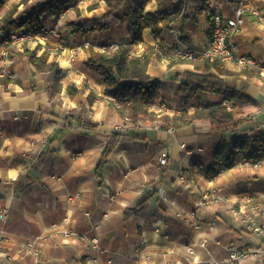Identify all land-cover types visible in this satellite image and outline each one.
I'll use <instances>...</instances> for the list:
<instances>
[{
    "label": "crops",
    "instance_id": "crops-1",
    "mask_svg": "<svg viewBox=\"0 0 264 264\" xmlns=\"http://www.w3.org/2000/svg\"><path fill=\"white\" fill-rule=\"evenodd\" d=\"M21 1L3 0L0 20L12 5L22 12L39 0ZM81 2L72 0L59 18L41 17L39 26L55 27L57 36L38 35L10 49L0 36V78L7 79L0 82V264H35L33 249L26 245L30 239L39 248L38 264H230L229 246L264 245V234L251 233L233 211L248 212L259 204L258 220L264 223V159L238 161L212 177L192 175L190 162L203 153L210 123L197 119L163 127L161 120L179 113L185 72L212 74L250 99L236 103L220 93L197 90L187 99L189 111L220 102L234 106L241 111L238 133H254L264 125V75L235 62L222 63L227 72L220 73L212 67L195 69L200 61L160 55L157 45L205 48L211 33L204 13L184 32V23L176 20L159 36L144 28L142 41L130 43L127 21L108 30H67L66 21L99 18L112 9L103 0H91V7L84 2L83 8ZM140 4L143 12L155 10L154 0H123L112 11L125 18ZM248 5L262 19L247 12L231 40L238 54L264 65V0H249ZM212 6L225 17L234 15V1H213ZM111 43L126 45L134 56L150 49L157 53L147 65L150 77L161 83L159 98L147 107L153 120L132 123L122 116L105 95L101 77L86 67L89 48ZM23 49L45 53L56 66L37 71ZM81 109L91 112L81 116ZM80 119L94 125L93 130H82ZM112 133L123 137L99 177L95 168ZM162 151L167 153L165 164L158 162ZM203 192L210 193L209 199H202ZM93 236L98 237L97 247L90 244ZM237 264L264 260L250 256Z\"/></svg>",
    "mask_w": 264,
    "mask_h": 264
},
{
    "label": "trees",
    "instance_id": "trees-1",
    "mask_svg": "<svg viewBox=\"0 0 264 264\" xmlns=\"http://www.w3.org/2000/svg\"><path fill=\"white\" fill-rule=\"evenodd\" d=\"M71 1L39 0L34 6L22 12L18 11V4H14L2 15L0 29L4 33L16 30L38 32L40 19L44 14L59 18ZM103 1L112 9L123 2V0ZM149 1L151 0H143L144 3ZM213 1L235 2L237 0H154L153 12H143V6L140 4L129 10L125 18L115 14L111 9L99 18L81 16L77 21H66L65 26L70 32L87 33L108 30L114 24L127 21L130 27V43H135L142 41L144 28H149L152 35L159 36L164 27H168L172 21L179 20L184 23L181 28V32H184L185 28L196 22L198 15L202 13L206 14L209 29H211L214 16ZM3 4V0H0V7ZM76 13L78 14V11ZM22 54L27 56L31 65L39 72L50 71L56 66L54 62H47L45 53L38 56L34 50L23 49ZM152 56L158 55L151 49L143 56H130L128 47L123 44L117 45L111 51L88 49L86 67L101 77L105 84V95L118 104V112L132 123L140 119L155 118L147 111V107L159 98L161 83L152 79L147 72V65ZM200 62H202L201 65L195 64V69L201 68L206 71L212 67L220 73L227 72L222 68L220 61L205 59ZM184 75L186 81L181 84L180 90L185 93V96L179 98V113L172 116L164 115L161 120L163 127H166V124L180 127L197 119H205L210 123L203 153L190 162L191 174L200 173L212 177L220 171L231 168L238 161L264 159V131L258 130L249 135H240L238 125L242 118L239 109L220 102L197 107L190 112L187 104V99L197 90L217 92L225 99L236 103L249 100V96L227 87L225 82L216 75L196 72H185ZM6 80V78H0V82ZM68 90L71 91V89ZM78 125L87 132H91L94 128V125L81 119ZM122 137L120 133H112L95 168L97 176H101L108 155L117 148ZM144 200L145 198L141 199V202Z\"/></svg>",
    "mask_w": 264,
    "mask_h": 264
},
{
    "label": "built area",
    "instance_id": "built-area-1",
    "mask_svg": "<svg viewBox=\"0 0 264 264\" xmlns=\"http://www.w3.org/2000/svg\"><path fill=\"white\" fill-rule=\"evenodd\" d=\"M249 0H237L235 1L234 6V15L232 17L223 16L217 9L214 7V16L212 21V26L210 29L211 38L208 42L207 46L201 50L191 49L187 46L182 47H172V48H160L158 45L155 47L160 55L164 59H184L189 61H202L205 59L208 60H217L221 62H235L239 66H247L257 68L264 75V65H262L258 60L253 58L250 55L238 54L236 52V47L232 43V35L240 30V27L243 25L245 21V14L250 12L253 15H256L258 18L260 17L259 12L255 8H251L248 5ZM35 33L38 35L46 36L49 34H53L54 36L58 35L56 32V28L52 27L51 29L44 28L43 26L38 27V32L33 30H22L15 33H4L0 29V36L3 37L5 43L7 45L14 44L20 41H24L28 38H31ZM87 44H79L73 48V51L79 50L83 45ZM117 47L115 43H111L108 45H102L99 50L101 51H111ZM155 102L150 103L149 105L153 106ZM148 105V106H149ZM160 108L163 106L160 104ZM257 130L264 131V125ZM167 161V153L162 151L159 155L158 162L159 164H165ZM209 194L207 192H203L201 194L202 199H209ZM79 193H74L73 195L68 196V200L73 201ZM247 200H252L251 197H247ZM236 219L244 226L247 230L255 235L264 234V223L258 220V217L261 212V207L259 204H253L250 207L248 212H239L233 210ZM194 228H199V225L196 223H192ZM3 239L0 234V241ZM35 239H30L26 242L27 247H31L33 250V254L36 258L38 254V249L34 247ZM90 244L93 247H97L98 245V237L93 236L90 238ZM191 251V248H188ZM258 257L261 262L264 260V245H258L255 247H244V248H235L232 246L228 247L227 261L230 264H237L238 261L246 259L247 257ZM38 259L34 260L35 264H38Z\"/></svg>",
    "mask_w": 264,
    "mask_h": 264
},
{
    "label": "rangeland",
    "instance_id": "rangeland-1",
    "mask_svg": "<svg viewBox=\"0 0 264 264\" xmlns=\"http://www.w3.org/2000/svg\"><path fill=\"white\" fill-rule=\"evenodd\" d=\"M84 2H87L88 3V6H91L90 5V3H91V0L89 1V0H82V2H81V5L80 6H82L81 8H83V6H84ZM62 14V13H61ZM60 14V15H61ZM45 28V27H44ZM52 27H49L48 29H51ZM19 31H21V30H16V31H12L11 33H15V32H19ZM56 32H59L57 29H56ZM49 35H53L52 33L51 34H49ZM38 36V33H35V35H33L31 38H28V39H26V40H24V41H19L18 42V44L17 43H14V44H10V45H7L6 44V46H7V49H10L13 45H20V46H22L23 45V43H25V42H27V41H33L34 39H36V37ZM99 50V49H98ZM80 51V49L79 50H77V51H72L74 54H76V53H78ZM154 52V51H153ZM130 56H134V55H131V54H129ZM173 59H176V58H173ZM187 61H189V60H187ZM220 63H227V62H221L220 61ZM244 67H247V66H244ZM248 68H254V67H248ZM254 69H256V68H254ZM259 71V70H258ZM260 72V71H259ZM261 73V72H260ZM116 105H117V107H118V104L116 103ZM90 110H87V109H81L79 112H78V114H80L81 116H86L87 117V115L86 114H90ZM75 199V198H74ZM68 232H63V235L64 236H68ZM37 248V247H36ZM38 249V252H39V248H37ZM33 253V252H32ZM34 255V254H33ZM38 255V254H37ZM36 258H37V256H36ZM35 258V256L33 257V260H35L36 259Z\"/></svg>",
    "mask_w": 264,
    "mask_h": 264
}]
</instances>
